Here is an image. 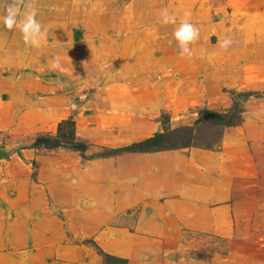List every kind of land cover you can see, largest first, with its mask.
<instances>
[{
  "label": "rangeland",
  "instance_id": "obj_1",
  "mask_svg": "<svg viewBox=\"0 0 264 264\" xmlns=\"http://www.w3.org/2000/svg\"><path fill=\"white\" fill-rule=\"evenodd\" d=\"M36 1L47 39L35 57L24 46L10 67L13 38L0 37V264H107L99 251L110 264H264V0H119L114 52L82 66L64 59L83 39L66 25L70 0ZM165 8L199 29L190 59ZM234 106L235 126L197 122ZM66 120L76 149L54 145ZM180 127L188 148L110 153ZM145 154L176 158L156 186L179 192L144 195L152 176L131 159Z\"/></svg>",
  "mask_w": 264,
  "mask_h": 264
},
{
  "label": "crops",
  "instance_id": "obj_2",
  "mask_svg": "<svg viewBox=\"0 0 264 264\" xmlns=\"http://www.w3.org/2000/svg\"><path fill=\"white\" fill-rule=\"evenodd\" d=\"M13 2V0H0V37L7 36L13 38L10 42V47L13 50L10 55L14 59L11 61H7L5 63H10V67H18L20 61L18 60V54L22 53V50L25 49L24 46L27 45L21 44V49L19 48L20 41L18 38H21L22 35L17 29H13L9 31L5 28L2 17L5 15L6 5ZM26 2L32 3L35 8H38V2L35 0H26ZM69 7L65 8V22L66 25L69 26L70 35H72L75 29H79L82 32V38L80 40H76L73 43L69 42L65 45L64 54H65V63H88V62H98L99 59H104L110 56L111 53L114 52L113 41L107 38H111L115 33L114 22L118 19V6L119 0H70ZM48 12V16H49ZM43 14V18H46ZM47 16V17H48ZM40 14L37 11V20L40 21ZM50 19V18H49ZM48 19V22H49ZM47 22V23H48ZM45 24L43 25V29L45 28ZM86 48L84 50L83 48ZM27 51H29L27 49ZM30 53H32V57H35V48H31ZM27 64L35 63V58L31 61L30 59L24 61ZM49 64H52L49 61ZM80 66V67H81ZM168 154H145L141 156H135L131 159L133 162V167L136 166V161H141L140 168H135V173H142L146 175L152 176L151 185L149 187H144V190L151 191L148 193H144V195L150 196H166L176 194L178 189L168 188V186H156L158 183V177L163 174H173V170L175 168V159L167 156ZM171 165V167L169 166ZM174 166V167H172ZM86 174H93L88 166L86 167ZM172 169V171H171ZM122 171V170H121ZM130 171V170H129ZM161 184L162 182L159 181ZM216 196H224L228 197L229 192H217ZM97 210H107L109 209L105 205L97 206ZM81 220V219H80ZM84 225V220H81V226ZM48 238L51 237L48 234ZM116 239L126 238L124 233H117L114 235ZM110 245V244H109ZM106 248L113 246H105ZM114 250V249H113ZM118 250V249H117ZM122 250V249H119ZM115 251V250H114Z\"/></svg>",
  "mask_w": 264,
  "mask_h": 264
},
{
  "label": "clouds",
  "instance_id": "obj_3",
  "mask_svg": "<svg viewBox=\"0 0 264 264\" xmlns=\"http://www.w3.org/2000/svg\"><path fill=\"white\" fill-rule=\"evenodd\" d=\"M190 16V12H185L177 25L176 15L170 13L168 9H162L160 13L162 24L176 25L173 38L180 50L179 54L181 57L187 55L189 59L192 56L190 45L199 39V29L190 22ZM36 17L37 9L32 3L26 2V0H13L6 5L2 21L9 31L17 29L21 33L25 45L38 49L43 46V42L47 39V30L42 28ZM218 43L222 49L227 50L232 41L225 38ZM57 67H59L58 61L53 64L54 69Z\"/></svg>",
  "mask_w": 264,
  "mask_h": 264
},
{
  "label": "trees",
  "instance_id": "obj_4",
  "mask_svg": "<svg viewBox=\"0 0 264 264\" xmlns=\"http://www.w3.org/2000/svg\"><path fill=\"white\" fill-rule=\"evenodd\" d=\"M256 95V94H255ZM246 94H235L236 100L241 98H245ZM237 109L235 106L228 111L227 114H214L207 111H201L200 118L197 122L208 121L214 126H224V127H232L235 126L237 121L239 120ZM64 125H70L72 127V132L66 133L63 131ZM58 136L54 143L55 146H66L69 148L76 149L78 148L79 143L75 139L73 122L71 120H66L61 122L57 128ZM192 129L187 127H180L176 130L155 134L153 137L143 140L138 143H133L127 147L111 150V155H115L118 153H146L152 151H164V150H178L184 149L191 146L192 139ZM169 138V139H168ZM44 141L42 138H36L33 145L38 146L39 143ZM100 255L103 256L104 262L110 264V261H117V259L104 255L101 251H99ZM125 264V261H121Z\"/></svg>",
  "mask_w": 264,
  "mask_h": 264
}]
</instances>
